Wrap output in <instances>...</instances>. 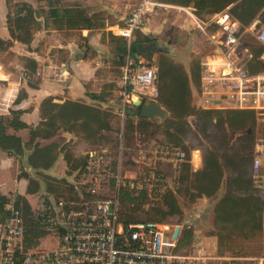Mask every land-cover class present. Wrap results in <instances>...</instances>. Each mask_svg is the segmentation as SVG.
Listing matches in <instances>:
<instances>
[{
  "label": "built area",
  "instance_id": "built-area-1",
  "mask_svg": "<svg viewBox=\"0 0 264 264\" xmlns=\"http://www.w3.org/2000/svg\"><path fill=\"white\" fill-rule=\"evenodd\" d=\"M158 5V0H138L116 34L130 40ZM198 27L217 51L201 60L197 93L201 107L264 113V69H249L253 53L242 40L243 31L250 29L264 47V24L244 26L228 11H220ZM258 60L264 64V48ZM121 69L123 96L131 102L134 96L158 100L155 61L127 54ZM121 149L120 143L116 151L101 146L86 151L74 192L42 198L31 207L35 226L55 238L51 247L39 248L34 240L27 241L25 214L12 196L0 231V264H190L194 256L176 250L178 233L174 237L168 223L136 218L131 212L136 219L127 220L121 209L129 194L143 197L150 206H162L172 187L163 164L176 170L188 152L165 142L139 143L129 155ZM258 163L255 156L253 168Z\"/></svg>",
  "mask_w": 264,
  "mask_h": 264
},
{
  "label": "trees",
  "instance_id": "trees-1",
  "mask_svg": "<svg viewBox=\"0 0 264 264\" xmlns=\"http://www.w3.org/2000/svg\"><path fill=\"white\" fill-rule=\"evenodd\" d=\"M61 0H48L46 7H34L27 1L15 2L13 9L9 0L8 11L6 14L7 26L10 36L22 42H30L35 29L40 27V17H43L44 25L54 26L56 28H87L90 30L100 29L103 27V19L105 12L102 10L87 13L86 9L77 4L60 5ZM164 1V0H163ZM180 4L192 3L198 13L202 12H217L230 5L229 11L235 15L242 23L248 24L255 17L258 22L264 23V0H165ZM106 35V36H105ZM102 41H106L110 50L115 51L116 59L120 65L125 54H135L133 43L138 40H149L150 36L138 32L135 37L127 42L125 37L114 35L111 32L102 35ZM256 41V40H255ZM10 40L0 39V43L10 44ZM257 42V41H256ZM259 43V42H257ZM250 46V45H249ZM255 46V45H254ZM250 46L253 57L248 62V67L251 71L264 69V64L258 60V56L263 50V45L258 44L257 48ZM152 52L145 53L150 56ZM161 55V64L159 66L158 77V101L162 103L169 111L176 112L179 116L178 120L170 119V128L167 131L168 141L173 144H179L183 140V135L190 132L192 128L190 123L183 116L195 112L191 107L192 84H199L200 72L202 69L201 59L194 60L192 67L187 70L185 66L168 56ZM108 83V82H106ZM107 85V84H105ZM23 93L20 91L18 97ZM90 96L95 99H103L104 93H90ZM128 105L124 107L125 115L127 116L124 130L122 131L123 142L129 147L134 141L135 133H138L141 128L139 124L133 126V120L136 123H151L144 117L139 116V106ZM92 104H87L79 100H64L63 102H55L52 97H46L40 104L41 120L35 126H29V140L26 142L32 148L28 155L29 163L36 168H49L57 158L62 148L59 142L51 141L41 145L39 141H35V137H50L54 135L59 128L69 130L78 135L83 132L82 137L88 139V134H93L95 126L93 123L103 121L99 120L100 107ZM212 110H201L202 120H199V130L205 131L206 128H214L210 134L209 140L212 143L211 147H204L202 153V167L193 171L190 165L186 162L181 164L179 168L178 180H187L189 186L196 192H192V199L202 195H212L222 185L223 178H226V189L220 199L215 204V223L218 229L226 230L225 235L230 237L232 234H242L244 236L253 235L257 229L262 228V204L261 199L254 193L251 179L252 155L250 154L254 145L253 128L248 125V121L254 123L253 110L249 109H233L227 110L225 123L222 119L214 120L210 117ZM12 118L8 119L0 115V148L8 153L22 152L21 138L15 134L6 132V127L11 125L13 128L28 126L25 122L19 120L18 110H11ZM224 120V118H223ZM8 123V125L6 124ZM106 124V123H105ZM232 131H241L246 127L251 130L242 133L236 140V146L232 147L227 140V129ZM99 126V125H97ZM89 128V129H88ZM80 131V132H78ZM205 136V134H204ZM188 152V150H186ZM250 151V153L248 152ZM64 159L70 167L76 168L83 164V159L76 160L71 152H64ZM50 177V176H48ZM53 181V177H50ZM47 187L50 190L56 191L57 195L64 193L65 189L60 183L48 181ZM37 188V182L30 179L28 191H34ZM61 188H64L63 190ZM174 190V189H172ZM172 190H167L165 200L168 202L169 210L167 213L179 211L180 207ZM129 194V193H127ZM130 200L135 199L133 196L127 195ZM7 197L0 195V213L6 216L4 204ZM164 201V200H163ZM165 202V201H164ZM163 202V203H164ZM25 214V224L27 233H36L37 227L34 225L30 214L31 209L27 200L21 196L16 199V205L20 206ZM156 206H153L154 208ZM123 215L127 220L136 219L132 214L124 212ZM3 217V219H4ZM147 218L155 219L152 216ZM190 230L180 236L176 243L177 248L181 244L186 243L187 236L191 237ZM223 232H217L218 241L223 238Z\"/></svg>",
  "mask_w": 264,
  "mask_h": 264
},
{
  "label": "rangeland",
  "instance_id": "rangeland-1",
  "mask_svg": "<svg viewBox=\"0 0 264 264\" xmlns=\"http://www.w3.org/2000/svg\"><path fill=\"white\" fill-rule=\"evenodd\" d=\"M22 1L23 0H9V3L11 4L10 6L13 4L12 8L14 9V3ZM127 1L128 0H121L120 5L117 4V7L115 8V12H117L116 14L108 13L106 10L108 16L106 19H103L104 28L107 27L108 24L120 23L122 21L119 15L123 11L126 15L128 7L130 6L128 5L126 7L125 2ZM34 2L35 7L38 8V6L47 5L48 0H34ZM115 2L116 0H114V3ZM74 3L81 4V6H83L89 13L92 12L91 10H93H90V6L87 4V6H84L81 1L76 0ZM99 3H97L96 6L100 8L101 6ZM130 3L133 5L136 3V0H133ZM102 4L103 3H101V5ZM96 6L95 8H98ZM94 11H97V9ZM167 23L168 26H165V28L170 30L172 46H174L176 52L180 55V59L164 53L152 52L150 56L145 55V60L155 61L160 66V54H163L177 62L182 63L185 68L189 70V68L192 67L194 60L198 58L204 60L205 55L212 56L213 54L217 53L215 45L209 43L205 39V36L202 34L199 28H185L178 31L169 22ZM263 24L264 23L259 22L256 24V27ZM104 32L107 33V29H105ZM110 32L113 34L112 31ZM138 32L140 31L136 30L134 34L138 35ZM134 37H132L130 40L126 39L127 42L130 43ZM159 37L162 36L160 35ZM242 40L245 45H250L252 48L254 45V47L257 48V45L259 44L257 43L258 41L255 39L253 32L250 29L243 31ZM125 57L126 54L124 56V60ZM100 59L101 62L96 69V75L98 77L96 84L98 87H100V91L104 93V97H102L103 99H92L90 97L91 99H89L88 104L100 107H98L100 109L99 120L103 122L102 124L99 121L93 123L92 127L95 126V130L93 134H88V139L82 137V131H78L80 132L78 135H70L71 140L69 141L59 139L65 138L64 136L54 137V140L59 142L60 147L62 148V151L59 152V156H62V159L58 162L55 161L54 164L47 169L35 168L29 172L31 174L30 176L37 179L39 184V188L36 192L26 195L27 199L30 201V203H32L33 206L35 205V201L41 198L42 195H45L48 192H56L54 190L47 189L46 186L47 183H49V180H51L52 183H60L64 188L70 185L72 188L65 189L64 191L70 193L74 192L73 184L76 182L78 175L77 169L80 168L81 165L72 169L68 162L63 158L64 152H71L74 156H76V160H81L83 158L84 161V155H79L83 151L86 152L90 149L98 148L100 146L106 147L111 151H116L119 150V145L121 143V150L124 151L125 155H129L132 153L133 147L139 143H141L142 146L145 143L147 146H154L157 142L170 143L167 137V131H169L170 128V119L178 120L179 118H183L176 112H171L167 109L169 112L168 116L161 120L146 118L151 120V123L149 124L136 123L135 119L133 120V126H137V124H139V128H141V130H139L138 133H135V142L129 145V147H127V145L125 146V142H123L122 131L124 130L127 116L125 115L124 111L122 112V109L128 105L127 103L132 105L133 103L131 102V98H126L121 93V68L124 60L119 65L118 60L116 59L115 51L110 50L109 47L104 51V54L102 57H100ZM199 90L200 84H192L190 104L191 107L195 109V112L183 115L188 120V123H190L189 125L192 130L184 134L182 142L180 141L177 145L181 146L185 150H188V153L190 154L192 151H198L202 159L204 147H211L212 143L209 140V136L214 131V128H206L205 131L198 129L199 120H202L201 114L199 112L201 110H212L213 112L210 113V117L214 120H219L221 118L222 122L225 123V118L228 115L227 110L233 109H205L201 107L197 97ZM126 99H129L130 102ZM253 115L254 123L248 121V125L250 124L249 126H251L253 130H251V128L248 126L239 132L232 131L228 130V127L225 124L228 134L227 140L230 142L232 147L236 146V140L242 133L248 132L250 130L253 131L254 145L251 153L250 151L248 152L252 155V162L254 157L258 156L259 163L256 168H253L251 165V179L255 192L254 194L260 197L262 204V228L257 229L253 235L250 234L248 236H244L242 234L236 233L228 237L225 235L226 230H220L216 226L214 221V206L225 192V177L223 178L222 185L215 193L209 196L202 195L192 199L191 193L196 192V190L189 186V182L187 180H178V173H176L174 176L173 172L167 171L169 172L168 174L172 184L170 190L174 189L172 191L174 192L179 204V211L167 213L170 205H168V202H166L165 196L163 199L165 202L163 201L164 203L162 206H156L152 208L153 206L148 205L143 197H134L135 199H129L128 201L125 200L121 204V209H123L124 212H131L136 218L152 216L156 220L168 223L169 227L174 228V230L176 227H178V238L182 236L186 230H190L192 233L191 237L187 236V242H184L181 244V247L177 248L185 254L194 256V259L190 262V264H264V113H257L256 111H253ZM193 162L196 161L193 160ZM167 165L169 166V170H172L170 164ZM48 176L53 177V179L56 178V180L53 181ZM64 188L61 189L63 190ZM129 201H133V203H129ZM218 231H222L224 235L221 241H218L217 238ZM55 243V238H53L50 234H47L44 239H40L37 247H51L55 245Z\"/></svg>",
  "mask_w": 264,
  "mask_h": 264
},
{
  "label": "crops",
  "instance_id": "crops-1",
  "mask_svg": "<svg viewBox=\"0 0 264 264\" xmlns=\"http://www.w3.org/2000/svg\"><path fill=\"white\" fill-rule=\"evenodd\" d=\"M23 1H27L35 7L34 0ZM78 1H81L84 6L89 5L90 10L93 9L91 10L92 12L95 9L104 11L105 19L108 16L107 11L108 13H117L115 12V8L117 4L120 5L121 2V0H116L115 3L114 0ZM131 1L133 0L125 2L126 7L130 5L128 9L132 6L130 3ZM137 1L138 0H136V2ZM158 1L159 5L156 7L155 11L147 17L144 25L138 30L142 34L149 35L150 38L155 37L164 41L170 40L171 43L170 30L165 28V26H168L167 22L178 31L185 28L194 29L199 28L198 24H203L212 14L216 13H198L196 7L192 3L180 4L165 0ZM74 2H76V0H61L59 4L61 5V3H64L62 5L67 6ZM97 3L101 6L100 8L96 6ZM101 3L103 4L101 5ZM42 6L46 7V5ZM95 6L98 8H95ZM229 7L230 5L220 11H228L232 16L236 17L229 11ZM7 11V0H0V39L11 41L8 45L0 43V115L11 119V110H18L19 120L25 122L28 126L13 128L6 123L8 125L6 127V132L19 136L23 146L22 152L20 153H8L0 148V195H5L7 197L3 207L6 216L4 217V215L0 213V231L2 222L9 214V205L12 196H14L15 199H18L19 196L25 198L30 205V209L31 207H35L42 198L58 196L56 193L48 192L37 199L34 206L27 199V194H33L39 188L37 179L31 177L29 173L36 168L28 161V155L33 148L26 144L29 140V126L35 127L40 122V104L46 97L51 96L53 101L59 103L64 100H79L88 104L89 99H94L90 96V93H98L100 91V87L96 84L98 79L96 69L101 62L100 57H102L104 51L108 49L107 42L101 39L102 35L110 31H112L114 35H117V27L123 23V16L125 15L124 11L119 15L122 19L120 23L108 24L105 28L101 27L100 29L93 30L87 28H56L51 25L46 27L43 17H40V27L34 30L30 42L26 43L10 36L6 20ZM87 13L89 12L87 11ZM257 22L258 18L255 17L248 24L241 23L244 26H256ZM105 29H107V33L104 32ZM160 35L162 37H159ZM127 54L131 57H136L138 55L145 59L144 53L130 54L128 52ZM20 91H23V93L18 97ZM70 135L73 136L77 134L59 128L57 132L50 137L37 135L35 141H39L41 145H44L51 141H55L54 137L57 136H64L65 138L59 139L69 141L71 140ZM197 152L198 151H192L191 154L188 153L186 161L179 163L176 170L172 167V170H169L167 163L163 164V167L165 166L166 168L165 171H171L175 176L176 173L179 174V168L184 162L188 163L190 169L193 171L201 168L202 159L199 152ZM84 153L83 151L79 155L83 156ZM58 156V159H55L56 162L62 159V156ZM193 160L197 163L193 162ZM169 172H167V175L170 179ZM30 179L37 182V188L34 191H28ZM65 192L66 191H64V193ZM20 206H22L21 203ZM37 231L36 233L28 232L27 241L34 240L38 245L40 239H44L47 235V233L39 228H37Z\"/></svg>",
  "mask_w": 264,
  "mask_h": 264
},
{
  "label": "water",
  "instance_id": "water-1",
  "mask_svg": "<svg viewBox=\"0 0 264 264\" xmlns=\"http://www.w3.org/2000/svg\"><path fill=\"white\" fill-rule=\"evenodd\" d=\"M134 52L136 54H143L146 52H160L170 56H174L180 59V55L176 52L174 46L170 40H160L155 37H151L149 40H138L133 43ZM132 103L135 106H139V116L161 120L168 116L169 112L158 100L153 99H141L138 96H134ZM178 233V227L175 228L173 236Z\"/></svg>",
  "mask_w": 264,
  "mask_h": 264
}]
</instances>
